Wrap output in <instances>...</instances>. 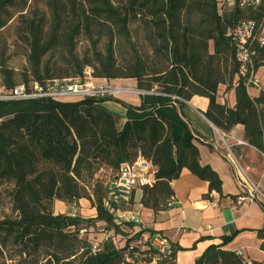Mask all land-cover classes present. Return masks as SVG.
<instances>
[{
	"label": "trees",
	"instance_id": "1",
	"mask_svg": "<svg viewBox=\"0 0 264 264\" xmlns=\"http://www.w3.org/2000/svg\"><path fill=\"white\" fill-rule=\"evenodd\" d=\"M37 1L0 0V30L14 18L11 8L21 7L19 14L25 19L27 15L23 13ZM42 1L51 13L52 27L47 34L44 24L35 19L24 23L29 76L24 75V82L17 84L15 73L0 62V85L14 88L33 82H80L87 68L93 69V79H132L145 92L158 85L160 93L185 102L195 96L208 99L206 119L222 133L243 126L246 143L264 155V93L258 98L249 95L248 79L239 76L228 37V31L246 17L243 13L223 19L218 0ZM132 20L148 22L166 51L169 67L160 72L150 71L141 58H135L119 68L112 36L104 53L95 49L92 57L77 54V39L82 31L90 36L94 25L109 23L118 28L120 37L128 40ZM210 42L213 54L209 51ZM56 52L65 54L61 61L46 59ZM261 67L264 49L255 58V70ZM221 86L226 87V93L235 92L234 108L218 103ZM107 100L110 99L85 98L77 103L34 101L32 109L36 112L16 113L0 121V186L12 185L11 206L18 214L16 220L0 221V248L7 247L2 238L5 236V240L13 239L21 258L42 253L49 264H130L127 257L140 252L129 250L140 237V233L129 236L135 224L117 221L105 209L108 186L98 187L92 198L79 185L84 173L95 171L102 163L116 174L123 163H134L139 156L153 163L158 168L156 182L141 190L137 204L155 213L174 206L169 207L175 195L172 183L183 170L208 183L209 192L204 199L208 200L213 192L223 196L222 180L210 166L200 164L197 147L185 148L181 139L173 138L171 119L148 116L121 127L120 118L102 107ZM152 107L144 105L140 110ZM81 200L91 202L96 217L83 219L53 212L56 201L76 205ZM134 205L133 195L131 206L124 210H132ZM259 206L264 213V204L259 202ZM94 226L113 231L121 240L128 236L124 247L117 248L114 237L113 241L103 242L101 250L94 254L91 240L79 235L83 227L88 234ZM257 235L264 240V224ZM233 238H225L220 246H211L195 264H260L223 250ZM183 250L176 248L173 255L160 257L156 264H177V254ZM147 254L156 255L154 250Z\"/></svg>",
	"mask_w": 264,
	"mask_h": 264
},
{
	"label": "crops",
	"instance_id": "2",
	"mask_svg": "<svg viewBox=\"0 0 264 264\" xmlns=\"http://www.w3.org/2000/svg\"><path fill=\"white\" fill-rule=\"evenodd\" d=\"M255 78L260 88H255L253 92L251 89L248 91L252 98H258L264 93V67L257 70ZM92 84L122 90L116 99L107 100V103L102 105L106 110L118 115L121 127L128 121L141 120L148 116L163 115L171 119L173 138L181 139L185 148L190 145L197 147L200 164L210 166L223 182V196L213 192L207 200L203 196L209 192L208 183L199 180L188 170H183L180 178L172 183L175 193L174 206L167 211L155 213L145 209L141 204H136L133 212L138 215L142 224L132 228L129 236L140 233L138 240L143 242V248H147L149 245L147 241L154 234L166 237L176 248L184 249L177 254V264H195L211 246H220L225 238L234 236L233 240L222 248L223 250L240 254L247 262L264 264V250L261 249L264 240L259 239L257 235V231L264 224V213L259 202L264 204V201L256 199L252 190L243 184L239 175L235 173L230 157L225 154L226 146L220 139L222 132L204 115L209 109V100L195 96L182 104L167 102L162 93L155 91L141 93L137 82L132 79L110 81L93 79ZM225 91L226 87L221 86L218 103L234 108L235 92ZM144 105L153 107L145 111L140 110ZM16 113L17 111L5 112L0 108V120ZM234 130L236 139L246 142L244 127L237 126ZM227 142L236 145L232 139H228ZM246 144L248 147L241 148V152L256 160L259 152ZM263 172L264 164L261 178H258V186L264 194ZM141 190L137 189L134 192L135 200L138 193L141 195ZM83 201L85 200H81L79 205L83 206ZM57 203L55 208L59 206ZM91 215V218L96 217L95 209H92ZM105 235H99L101 238L99 240L102 241Z\"/></svg>",
	"mask_w": 264,
	"mask_h": 264
},
{
	"label": "rangeland",
	"instance_id": "3",
	"mask_svg": "<svg viewBox=\"0 0 264 264\" xmlns=\"http://www.w3.org/2000/svg\"><path fill=\"white\" fill-rule=\"evenodd\" d=\"M116 1V0H113ZM11 13L14 15V18L8 22L6 27L0 30V62L6 64V67L15 73V78L17 84H21L24 82V75L29 76V65H28V47L26 44V33L25 29V21H36L37 23H43L45 26V31H50L52 27L51 23V13L45 3L42 0H38L34 7L29 11L23 13V15H27L25 19H22V14L19 12L22 11L21 7H14L10 9ZM36 16V17H35ZM198 22V21H196ZM148 22H140L138 20H132L129 25V39H125L120 37L119 30L115 25L112 24H100L94 25L92 27L91 37L89 34H85L84 31L78 36L77 39V54L81 57L85 55L92 57L94 55L95 49L99 52H105L107 45L111 36L114 38V53L117 61V66L119 68H124L127 63L131 62L135 58H141L143 62L148 66V69L155 72H160L169 67L170 63L166 59L165 50L162 48L161 43H159L155 39V31L152 28H149L147 25ZM197 24V23H196ZM150 25V24H149ZM199 26V25H198ZM48 34V32H47ZM48 36V35H47ZM209 51L211 54L214 53L213 43L210 42ZM65 54L59 53H51L46 58L47 60L51 59V61H61L64 58ZM63 67V66H62ZM64 68V67H63ZM89 71L91 78L85 75L84 79L82 78L80 82L83 84L85 82L93 83V69L87 68L85 71ZM230 71L228 69L227 73ZM31 79V78H30ZM74 79V78H69ZM1 77V67H0V81ZM97 87L96 84H94ZM255 88L251 89L253 92ZM152 91L161 92V89L158 85H154ZM151 91V92H152ZM118 97V95L114 94L107 98L101 99H110L114 100ZM236 97V95H235ZM85 98L83 97H67L62 98V103H77ZM107 102H103L104 105ZM36 105L32 102H19L15 104H0V108L3 111L7 112H15L17 113H26V112H36L32 109V106ZM111 112V111H109ZM113 113V112H111ZM115 114V113H113ZM118 116V115H117ZM1 121V120H0ZM246 143V142H245ZM230 149L226 147L225 154L230 157L232 161L234 171L237 173L247 187L252 190V193L256 199H261L264 201V194L261 192V189L258 186V178H261V171L264 164V157L262 154H257L256 160H252L248 156H245L244 153L241 152V148L248 147L247 145L243 146H234L232 142H227ZM248 166V168H247ZM252 168V171L250 169ZM115 172L113 169L105 164H99L96 166L95 171L86 172L83 174L82 179L79 180V185L83 188L88 195L92 198L94 197V192L98 187L106 188V185L113 179L115 176ZM264 177V172H263ZM12 190V185L4 184L0 186V221L4 220H16L18 218L17 212H15L11 206L10 200V192ZM141 192V191H140ZM140 199V193L137 194L136 204ZM86 201V202H85ZM83 201V206L77 203L76 205L61 203L58 202V207H54L53 212L55 215H64V216H79L83 219H92L90 216L92 212V204L88 200ZM55 202V203H56ZM135 207V205H134ZM132 208V210L134 209ZM83 227L82 229H84ZM87 228V227H86ZM81 229V230H82ZM103 227L94 226L93 231L88 234L81 236L82 239H89L94 243H97L101 239L99 235L107 234ZM115 237V233L113 234ZM86 237V238H85ZM128 239V236H126ZM126 237L124 240L119 238H115L116 243L115 246L119 249L124 247ZM6 243V248H0V264H49L47 261V257L45 254H35L31 257L24 256L20 257L19 250L16 248L13 239L9 238L5 240V236L2 237ZM27 260V262L24 261Z\"/></svg>",
	"mask_w": 264,
	"mask_h": 264
},
{
	"label": "built area",
	"instance_id": "4",
	"mask_svg": "<svg viewBox=\"0 0 264 264\" xmlns=\"http://www.w3.org/2000/svg\"><path fill=\"white\" fill-rule=\"evenodd\" d=\"M219 15L226 19L231 14L240 12L246 17L243 18L235 27L228 31V37L231 40L235 51V58L239 65V76L248 79V91L252 88H260L257 82L255 70V58L258 53L264 49V0H218ZM86 79H92L90 72H84ZM89 76V78H87ZM121 89H113L110 86H97L92 83H80L78 81H53L46 85L33 82L29 85H18L14 88H6L0 85V104H10L19 102H34L40 100H59L66 97L83 98H107ZM146 94L150 92L141 91ZM173 102L182 99L176 96L164 95ZM221 141L227 144L228 139L235 141L236 145H247L243 141L236 139V131L233 129L230 133H221ZM230 149L229 145H225ZM264 157V155H263ZM158 168L142 156L134 163H123L114 178L106 185L108 186V195L104 201L105 209L112 214L117 221L127 222L139 226L141 219L133 210H124L131 206L133 194L137 189L152 187L156 182V173ZM174 205V199H171L169 207ZM87 234L84 228L80 235ZM114 233H107L102 241L94 243L91 241L92 252L101 250L103 242L114 239ZM147 248H143L141 240L136 241L129 250H140L134 257H127L130 264H156L160 257H170L176 252L175 245L166 237L160 234L152 235ZM154 250L155 256L147 254Z\"/></svg>",
	"mask_w": 264,
	"mask_h": 264
},
{
	"label": "bare ground",
	"instance_id": "5",
	"mask_svg": "<svg viewBox=\"0 0 264 264\" xmlns=\"http://www.w3.org/2000/svg\"><path fill=\"white\" fill-rule=\"evenodd\" d=\"M121 92H122V91H116L115 93H116V95H119Z\"/></svg>",
	"mask_w": 264,
	"mask_h": 264
}]
</instances>
